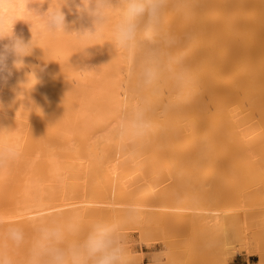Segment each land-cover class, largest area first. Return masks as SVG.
Listing matches in <instances>:
<instances>
[{"label":"bare ground","instance_id":"6f19581e","mask_svg":"<svg viewBox=\"0 0 264 264\" xmlns=\"http://www.w3.org/2000/svg\"><path fill=\"white\" fill-rule=\"evenodd\" d=\"M172 1L173 0H171V2ZM182 1L183 2H181V0H180V2H179V0L178 1L175 0L172 3H170V5H172L175 2L174 5H172V7L170 6V8H172V10H176V9L178 10V7L183 6V9H182V7H180L181 9L179 8L181 10V12H180V10L175 11L176 18H175V15H173V18L176 19L175 20L176 23L173 22L174 20L173 21L169 20L171 18V17H169V14L171 11V9L169 10V8L167 9V12H166L167 14L165 13V17H167V18L164 17L165 18L164 20L165 21L169 20L170 25H172L173 23L176 25H178L179 22L182 23V20H177V19H179V18L183 19V16L187 17V14L188 15L190 14L193 16V14H194V11H193L194 8L193 7L198 5L201 1L202 2V3H200L201 5H198V6H201V8H202L201 9V12H202L201 15L199 13L200 7H198V6H196V7L199 8V10H198L199 14L198 15L202 16V17L197 18V15L195 17V14H194L195 18H193V19H195V23H193V24H192V21H194L193 19L191 20V22H189L190 16L188 18L185 17L183 21H188L186 23L191 24V25H189V27L190 26L195 27L194 30L191 27L189 30L190 31L189 33L192 34L193 32H196V31L206 32L207 35L210 34V37L212 36V38H213V39H211L213 43L209 42V45L214 44V47H213L214 52H209V53L207 52L209 55H210V53H213V55L208 56V57H210V59H206L207 62L213 61L210 64V62L207 63L204 60H202L204 58L203 54H207V53L206 52L204 53L203 49L200 48V47H202L203 44L206 43L204 36H202V35H206V34L203 33L202 35L201 34L198 35L199 37L201 35L202 36L201 41L204 39L203 41L205 42V43L204 42L201 43L202 45H199V43L198 44L195 43L199 47L198 49L202 50L200 52L198 49H196L197 54H198V55L196 54V56L199 57L200 56L199 53H201V54L203 53L202 54L203 58L200 56L202 59L199 58L200 61L198 60V62L200 63L198 65V67H201L203 61L205 63L202 65L201 68H199L200 70L198 69V67H197V69H195L193 71L191 70L192 72L196 71V75L194 73H191L190 74L191 76L189 75V77L193 76L192 78L195 79V76H197V75H199L197 77H200V76L203 77V76H207V75H208V77H210L212 75V76H214V77L211 76L212 81L217 80L218 78L222 81L221 82L222 86H220L221 89L224 88V90H222V92H223L222 97H224V95H228L230 93L229 91H231L232 93L234 92L233 94L231 93L232 94L231 97L229 94L228 99H226L224 97V99L227 100V102L222 100L223 98H221V97H220L221 102H216V100H218L220 94L217 91H215L216 93H214L213 96L217 95V93H218V95L214 96L215 101L214 100L213 101L216 102L215 111L216 110L217 111L215 112V114L213 113L214 117H212V118L210 117V120L209 119L207 120V122H208L207 127L208 128L205 129L206 124L204 126L202 125L206 121V120L204 121V119H207L208 117L203 118V120H202L203 123L201 124V122H200L201 126H199L200 124L197 120H196L197 121L196 123H193V122H195L194 119L192 121L189 120L190 122L188 121L187 124L190 123L192 126H190V124H189L190 128L187 127V129H186L185 127L187 125L182 124L183 126H185L184 127L185 130H184L183 126H181V125L180 126L182 127V129L179 126H178L179 128L176 129V127H174L175 122L172 120V119H174V117H171L170 120H168V121L169 122L172 121L173 124L171 122L169 123L166 119V122L164 124L168 125L167 127H169V128L167 129V127L162 126L163 129L165 128L164 130H166V131L164 132V130H163V132H164L163 134H165V136H163V138L165 137V139L161 138V141H160L161 146L159 143L156 142L157 146L156 145H155V147L152 146L150 149L149 147H150V145L154 144L153 143L154 141L153 142L150 141L152 144H149V146L147 147L148 143L145 144L144 142L148 139L144 138L145 141H144V139L142 141V137H145V136H141V137L129 136L122 130V127H121V122H122L123 118L132 110V106L135 103V100L131 99V101L134 100V103H132V106L130 105L131 104L130 97L132 98L134 95L133 94L134 88L131 90L130 89L131 86H129V85H131V82H132V86H134L135 84H136V87L138 86L137 82L135 83L133 81L135 78L134 76L136 75L135 74L136 68H139V66L137 67V65H140L141 60H142V57L138 56L139 53H133V52H130L128 50L121 49L118 47L115 48L114 44L112 43L113 37H112V33L110 30L105 31L103 39L88 41V43L98 44V45H93V46L87 48L84 52H77L83 46L84 42L77 40V38L74 35L56 34L55 36H53V35H50L47 33L39 34L38 28H34L33 32L36 33V37H35L34 42L38 45V47H35L33 49V54L31 56L25 58V66L23 68H20V69L15 68L12 65V60L10 58L7 62L8 63V70H6L5 73L3 74V79H0V128L7 129V130L0 132V147L11 146L12 148L15 149V151H18L16 149L21 145L20 139H21V136L23 137V135H21V136L19 135L20 137L17 136L18 133L16 134L15 131H17L18 129L16 130L15 127L11 128L12 131L10 130V128H7L9 126L8 125V122H9L8 118L10 117V115L19 114L22 112H23L22 114H25V112H30V113L32 112L33 113V111H34L35 112L34 115L42 116L43 115V109L45 110L44 113L46 112L45 115H48L47 111H50L53 109L52 106H55V104H56L55 102H53L54 96L51 97V95L49 94V96L52 98V102H49V101H51V99L48 96V94L46 93L48 88L45 86L46 88H44L45 89L44 90L41 87H44V85L49 86L51 84L52 80L55 81L56 76L55 77H54V75H53V77L51 76L52 80L50 79L51 77L50 78H48V77L50 75H52L53 73L55 75H57L56 69L58 68V65L56 66L54 64L62 63L63 67H64L62 69H65V70H64V72H62L63 70L61 69L62 73H59L62 76L60 81L62 82L61 85L63 84L62 88L64 90L68 91V92L65 91V93H68V94L70 93V95L69 96L67 95V97H69L68 100H64V102H61V105L64 104L63 108L59 107L62 109L63 113H61V111H60V114H57L56 116H53V114H52L53 117H51V118H54V117L59 118L60 115L62 116L61 118H63L61 120H62V123H64V128L60 125L62 127L61 135L59 136L57 133V136H59V137L63 136L64 139L67 141L66 144L64 143V145L60 146L58 144L59 149L61 147H63L61 149L64 150L63 153L66 156L61 155L63 150L61 151V153L59 150H58L59 152L57 151L55 153L53 151L52 147H51L52 150L50 149L49 144H48L49 141L47 142L45 139L47 144L46 143L44 144V140L42 139L41 141L43 144L42 143L41 144H42V146L45 145V146H43V150H45V151L47 150V151L46 152L43 151L42 147H40L41 149H38L39 147L38 148L36 147L38 149V153L35 152L34 154L39 156V151H41V150H42V152H40L41 156L43 155L44 152L46 153V154L44 153L45 154L44 156L47 155L46 157H44V156L40 157L41 162H42L41 166L38 164L40 159L37 161L38 167H40V168L42 166H44V167L39 169L36 166L37 164H36L35 160H37L39 158L38 157L37 159H35L37 156L34 158L32 157L31 159L27 158L28 159L27 160L24 157H22L21 155L16 154L17 155V156H15L16 159H17V157H19V159L22 157V159H21L22 162L20 161V163H21L20 168H19V164H18L19 163V159H18V163H16L17 165L14 166L15 169L9 170L10 167H13V165H14V162H15V158H14L12 160L13 162L12 161L10 162V163H13L12 165L9 163L5 168L0 169V172H1L0 174L2 175V179L4 177L3 176L4 174H10L11 171H13V172L16 171L19 174L16 176V172H15L14 176H16L17 180H23V179L25 180V178L28 180V181L27 180L24 181V183L23 182L20 183V184H24V185H22L23 187L19 184L20 187H22V188L15 187V192L20 191L22 195L18 192L16 194L14 193L15 195H17V194L21 195V197L15 198L17 200L14 202H17V203H13L14 206H12L13 204L12 205L10 204L9 207L12 206V208H10L12 211L9 209L10 211L7 213V215H6V213L4 214L3 212H1V213H3L4 215H2L0 213V224L2 222H6L7 224H17V225L19 224L20 226L24 227V229H26L25 227L29 226L27 228H29L30 230L31 229L33 230V225L37 222L38 219H45V220H49V219H53V218L60 219L63 217L70 216L73 213H79L80 214V216L82 217L83 224L86 221V218H88L87 216L92 217L91 220L88 219L89 220V222L87 221L88 223L86 222L87 225L92 220H94V218H96V219L102 218L106 221H110L112 219L110 222L113 221L115 223L116 222L118 223L120 221V219L122 220V218H124L125 216L127 217L131 213H134L133 218L142 222V220L140 218V217H142L143 220H146L145 222L147 225V224H151V222L153 221L152 220L153 217L151 215L158 214V213L161 214L162 211H164L165 209H166V211L167 210H173L172 212H174V211L179 212L178 214L173 213L172 214L173 216L174 215L175 216H177V215L178 216H185L187 218V222L189 223L188 227H190L193 230V233H196L197 236L201 235L203 237L204 241L208 244V246L210 248H212V246H213L212 251H211L212 255H214V256H220L221 255V257L224 256V258H225V254H224V252H226L225 251L226 250L225 249V244H226L225 242H227L226 240H228V241L230 240V239H228V237L230 236L229 234H231V232H232L231 235H233V233H236V232H234L235 228L233 226L236 227V225L238 224L237 222L240 219V217L238 219V217L236 218V215L240 211V209L235 208V207H229V206L224 207V208L221 206H213L214 202H212L213 205H211V206H206L205 204L204 205L197 204V205L192 206V207L191 206H179V205L176 206L174 203H172V204H174L172 206H171V204L169 206V203L166 204L167 206H163L161 203H160L161 205L155 204V202L153 203L152 197L155 196V193H156L154 189L153 190L151 189L147 192H144L138 196L137 195L138 192H136L135 188H136V184L145 178L144 176H146L147 174H148L147 176H151L149 174H152V173L154 174V172L156 173V171L152 170V169H155V166L156 167H158L159 165L162 166L163 163L168 162L169 165L171 163H173L171 165H172V167L174 165V168H175V165L181 164L180 160H181V162H182V160L184 162V158L182 156H180V153L182 151H184L183 152V155H184V153H186L185 151L189 152V150L192 151L195 148L196 150L194 149V151L195 152L197 151L196 154H198V155L200 154L201 158L204 156L203 152H205V155L208 153V155L210 154L211 156L206 155L205 157H203L201 159L198 155H196L192 151V153H194L196 155V158H197L196 160L198 161V162L197 161L193 162V164L194 163H197V164L202 163L205 165L206 164L208 165L209 163L212 164V161L215 160V159H213V158H215L214 155L216 154V156H217V154H218L215 150L218 149L219 152H221V150H222V149L220 150V148L216 145V143L218 141H220V143H222V145L224 144V146L221 145V147H223V149L225 150V151H222L221 153H219V155L222 154L223 152L227 155V160L229 161L228 163L231 165V166H229V165L228 166L235 170V171L234 170L233 171L235 172L234 173L235 175L237 173L236 176L240 175V176H243L245 179L261 180L262 182H264V0H196L194 2V3H196V5L194 3L191 4V2H192L191 0H190V3H187L186 2L187 0H182ZM177 2H178V5L181 4L178 7L176 6ZM184 2L187 3V4L185 3L184 5L190 4L192 7L188 5L187 9H185L186 7H184V5L182 4ZM118 6L119 5L117 3V0H113V7L115 8ZM32 7H35V5H32ZM188 7H191L193 9L190 10V8H188ZM47 8H48V4L47 3L43 4L39 9L40 13L42 14L43 12H45L47 10ZM69 8L72 9L71 12L69 11ZM174 8H176V9H174ZM12 10L15 13L16 19H18L16 21V23L14 24L15 35L17 37L22 38L25 42L30 41L32 39V33L30 30V25H29V23H27L23 20H29V19H31V17H29L25 12L24 0H13ZM62 10L65 12L66 21L70 25V27L68 28L69 32L73 31L74 29L80 28L81 24H84V26H89V23L86 19L81 20L78 17V14L75 11L74 5L69 4V6L64 7ZM168 10H169V12H168ZM192 11H193V14H191ZM214 11H216L215 14L212 13ZM177 12L181 16L182 15L183 16L181 17L180 15H177L178 14ZM196 12L197 11L195 9V13ZM203 12H206V14ZM203 14L206 15V17H203L204 16ZM210 14H211V17H215V19L213 18V20H211V24L208 23L209 17H207ZM166 15H168V16H166ZM178 16H180V17H178ZM73 21H75L74 24L72 23ZM164 22H163V24L166 23V22L165 23ZM167 24H165V27H163V25H162L163 29L165 28L164 31H166V32L168 31V29H169V31L171 29V28H169L170 25H169L168 21H167ZM180 24L177 27L175 25V28L180 29V27H184V26H180ZM181 25H183V24H181ZM166 26H168L167 30H166ZM184 28H186V27H184ZM193 35H195V34L193 33ZM195 37H196V35H195ZM181 42H182V44H186V42L188 44V41L185 42L184 40H182ZM190 42L193 44V42L191 40H190ZM7 43H8L7 40L0 42V47H2L3 44H7ZM196 45H195V47H193V45H191L190 49L192 47V49L195 50V48L197 47ZM185 46H187V45H185ZM192 49L189 51L187 50L185 54H189V53L191 54L192 53L190 57L193 60L195 55L193 56L194 50H192ZM172 50H173V48H172ZM196 50H195V52H196ZM168 51H169V49H168ZM173 51H175V49ZM198 51H199V53H198ZM166 52H164V53H166ZM174 53H172V54H174ZM162 55H163V53H162ZM168 56H169V54H168ZM186 56H187L186 59L189 62V60H191V59H190L189 55H186ZM213 57L215 58V60H216V57H218L217 58V63L219 65L218 71H217L216 64H214V63H216V61L211 60V59H214ZM138 59H140V61ZM44 61H46L48 64L44 63ZM36 63H38V64H36ZM163 63H165V62H163ZM166 63H167V61H166ZM35 64H36V66H35ZM62 64H61V66H62ZM184 64H186V62H184ZM38 65H40V66H38ZM213 65L215 67H213ZM211 66L213 69V72H211L212 74L210 73V70H209L211 68ZM166 67H167V65H166ZM220 67H221V69H220ZM215 68H216V70H214ZM219 70H221V71H219ZM167 71H168V69H167ZM214 71L217 74L214 73ZM33 73L35 74V77H36L38 82L35 80L33 75H29V74H33ZM192 74H194V75H192ZM138 76H136V77L138 78ZM161 77H165V76H161ZM202 77H201V79H202ZM212 78H214V79H212ZM27 79H28V83L22 84V83L26 82ZM204 79L205 78L203 77V80ZM206 79H207V77H206ZM189 80H192V79L190 78ZM195 80L198 81L197 78ZM195 80H192L195 85H197L196 83H198V84L200 83V80H199V82H195ZM211 80L209 79L208 81L212 85V82H210ZM60 81L58 83H60ZM159 81H157V84ZM192 81L191 82L189 81V84L187 82L188 85H186V84L183 85V88H185L186 86L191 87L190 89H189V87L185 88L186 90H189V93L191 92L190 90H192V86H193V89H195L197 87L196 92L203 90L202 88H198V86L194 87V84L191 85ZM55 82H57V81H55ZM201 82H202V80H201ZM204 82H202V84ZM217 82H218V80H217ZM217 82H216V84H218ZM133 83H135V84L133 85ZM205 83H204V85L207 84V83L206 84ZM222 83H224V84L228 83V84H225L223 87ZM229 83L231 85H229ZM202 84H200V85H202ZM226 85H229V86H226ZM37 86H38V88L39 87L40 88L39 89L36 88ZM207 86H208V84H207ZM213 86H217V85H213ZM177 87H179V86H177ZM209 87L213 89L212 86H209ZM225 87L227 89L229 88V90H227ZM35 88L38 89L39 93H41L40 89L41 90L43 89L42 91H44L43 93H45L44 96H42L43 95L42 93L39 95L38 91ZM139 88H141V87H139ZM166 88H167V86H166ZM215 88L216 87H214V89ZM70 89H72V92H70L71 91ZM179 89L180 88H178L177 90H179ZM185 89H183V90H185ZM206 89L208 90L207 87H205V90ZM73 90H76V91H73ZM130 90L132 91L133 95L130 93ZM59 91L57 92L56 95H59L58 94ZM141 91L144 92V89ZM180 91H181V89H180ZM224 91H227V93ZM51 92L52 91L50 90V93ZM61 92H63V91H61ZM61 92H60V94H61ZM136 92H139V91H136ZM208 92L213 93L211 91V89H210V91L208 90ZM189 93H188V91L186 93H184V94H187L189 97L188 98L187 96L184 95L185 98L186 99L188 98L191 101L193 100V102H194L195 97L190 94L192 96L191 98H193V99H190ZM161 94H162V92H161ZM179 94H181V93H178V95ZM173 95H174V93H173ZM203 95L204 94H202V96ZM139 96H141V95H139ZM63 97L65 99H67L64 95H63ZM143 97L146 98V95L143 94ZM180 97H182V95L179 96V98ZM214 97H213V99H214ZM54 98L56 100V97H54ZM168 98L169 97H167L166 100H168ZM60 99L62 100L61 97H60ZM177 99H178V97H177ZM182 99H184V98L182 97L181 99H179V101H181V102L184 101ZM47 100L49 103L46 102ZM160 100H161V97H160ZM175 100L176 99H174V100L171 99V101L170 100L169 101L172 103ZM169 101H167L168 104H170ZM223 101L225 103H222ZM160 102L162 103V100ZM50 103L51 104L54 103V105H51ZM58 103H59V101H57V104ZM49 104L51 107L48 106ZM175 104H177V102ZM160 105H162V104H160ZM172 105H170V106H172ZM199 105L200 104H198V106ZM233 105H235V106H233ZM134 106H135V104H134ZM44 107H46V109ZM152 107H153V105H152ZM55 108H57V107H55ZM156 108L157 107H155V109ZM172 108L174 110L177 108V111L182 110L180 105L178 107L176 105V108H175V106H173ZM173 109H170V111H172ZM162 110H163V108H162ZM57 111L59 112L58 109H57ZM152 112L149 111V113H150L149 116L152 120V124L156 127L158 125L156 123L159 122V121L157 122L156 119L158 118V116L161 113L158 114V113L154 112V114L155 113L158 114V116L156 118V114L155 115L151 114ZM165 113H166V111H165ZM26 114H29V113H26ZM49 114H50V112H49ZM171 114H172V112H171ZM20 116L22 117V115H20ZM208 116H210V114ZM15 117H16V115H15ZM25 117H27V116H25ZM25 117H23V119ZM36 117H37L36 118L37 121L39 122V120H38L39 117L38 116H36ZM19 119H21V118H19ZM26 119H28V118H26ZM176 119H178V117ZM176 119H174V120L176 121ZM54 120H55V118H54ZM49 121H50V119H49ZM155 121H156V123H155ZM32 122L33 121H31V123ZM178 122L181 123L179 120H178ZM178 122L176 125H179ZM18 124H19V122H18ZM39 124H41V123H39ZM195 124H199V125L196 126ZM10 125H12V124H10ZM14 125L15 124H13V126ZM41 125H43V124H41ZM47 125H48V123H47ZM15 126L18 127L17 125H15ZM198 126L200 128L202 127L201 128L202 130L199 129ZM9 127H12V126H9ZM155 127H153V128H155ZM170 127H171V129H170ZM55 128H59V127H55ZM55 128H54V130H55ZM157 128L159 129V127H157ZM169 129H170V131H172L174 129L176 131H174V132L172 131L170 133V131L168 132ZM179 129H181L183 131L180 132ZM204 129L207 130L205 133H204ZM56 130H58V129H56ZM59 130H61V129H59ZM63 130H64V134L62 135ZM151 130H153V129H151ZM199 130H201V131L199 132ZM154 131H151V132H154ZM17 132H19V134H20L21 131H17ZM151 132H149V133H151ZM21 133H23V132H21ZM47 133H49V132H47ZM199 133H201L202 136L199 135ZM54 134H56V133H54ZM52 135H53V133H52ZM151 135H149V136H151ZM157 135H158V133H157ZM198 135L200 136L199 138L202 137V139L204 141L201 140L200 142H198L200 140L198 138ZM32 136H34V135H32ZM40 136H41V134H40ZM34 137H36V136H34ZM29 138H30V136H29ZM51 138H54V136ZM197 138H198V140H197ZM64 139H61V140L65 141ZM149 140H150V138H149ZM38 141L39 140H37V142ZM58 142H59V140H58ZM73 142H75V143L77 142L74 147L77 146L78 142L80 143L81 147L77 146L76 148H73L74 144H71V147H70L69 144L73 143ZM176 142H179V143L181 142V143L177 144ZM136 143L138 145L141 143L142 146L141 145L137 146V148L140 147L137 149L135 146V145H137ZM197 143L200 146H202L201 144L204 143L205 144V145H203L204 147L207 144L206 147H208V148L205 150V149H203L204 148L203 146L201 148L200 146L197 145ZM38 144L41 146L40 142H38ZM50 144L54 145V147L55 146L57 147V145H55L54 143L50 142ZM175 144H177V145H175ZM194 144H196V145H194ZM214 144L216 146H214ZM36 145H37V143H36ZM84 145H85V147L83 149ZM143 145H145L146 147ZM30 146H32V145H30ZM163 147H165V148H163ZM167 147L173 149L174 152H171V150H170V152H166V151H168ZM34 148H32V149L35 150L36 148L35 149ZM65 148H68V149H65ZM71 148L76 150L75 151L72 149L73 151H75L74 155H73V151L72 150H71L72 152L70 151ZM79 148L81 149V151L82 150H88V151H87V153H85V151H84V155H83V151L81 152L82 153L81 154L79 152V150H80ZM147 148L149 150H147ZM30 149L31 148H29V150ZM135 149H137V150H135ZM164 149H167V150L164 151ZM209 149H210V152H211V150H212V152L214 150L215 154H213V153L211 154L209 152L206 153V151H208ZM50 150H51V154L49 156L48 154L50 153L49 152ZM68 150L75 157L74 160L77 159V161L75 163L69 162V164H67V167L64 165L65 167L63 168L62 167V164H63L62 161H64V160L71 161V160H68V158L69 159L74 158L73 156L72 157L70 156L71 154H70V152H67ZM199 150H201L203 152L201 153V151H199ZM32 151H31V153H33ZM134 152H136V153L134 154ZM67 153H69V154L67 155ZM52 154L56 157V159L54 156L51 157ZM79 154H81L83 156H80ZM194 154H192V155H194ZM225 154H223V156ZM25 155H27V154H25ZM57 155L58 156L61 155L62 157L57 159ZM144 155H146L145 158H144ZM181 155H182V153H181ZM201 155H203V156H201ZM226 155H225V157H226ZM28 156H30V155H28ZM82 157L85 159V160L83 159L85 162L82 161L83 166L81 165L80 168L82 169V167H83V170H82L83 172L86 168L85 175L82 172L84 175V180L90 179V182L92 181V187H90L91 183L86 180L87 185H85V188L87 186L89 191H86L87 188L86 189L84 188L85 190H83L82 192L79 191V193H77V192L75 193L74 191H76V190H74V191L72 190L73 191V193H72L71 190L68 191L69 187L66 188L64 185L61 184L62 180H64L65 177L66 178L69 177V176L67 177L64 175V174L67 175V172L64 173V170H65V168H68V166H70L69 169H71V166L74 167L73 164L76 165L78 161H81ZM210 157H212V159H210ZM42 158L46 159L48 161L47 166L45 165L46 160H44V162H43ZM23 159L26 163L25 165H22V164H24ZM33 159H35V160L33 161ZM74 160L72 159V161H74ZM219 160L220 159H218V161ZM222 160H224V158ZM16 162H17V160H16ZM27 162H29V163H27ZM65 162L66 161H64V163ZM219 162H221V160ZM33 163H35L36 165ZM70 163H73V164H70ZM217 163L218 162H216V164ZM79 164H82V163L79 162ZM79 164H77V165H79ZM211 164H210V166H211ZM216 164L213 162L212 165H216ZM147 165H149V166L147 167ZM21 166H23L22 169H21ZM84 166H85V168H84ZM181 166H182V164H181ZM26 167H28V168L30 167V169L28 170V169H26ZM148 168L149 169L151 168V170H149V173H146V175H145V172H147L146 170ZM158 168H160V167H158ZM18 169L23 170V172L21 173ZM35 169L36 170L38 169L37 172L35 171ZM81 169H78L79 172L81 171ZM8 170L10 172L6 173V171H8ZM26 170H28L29 172H27ZM179 171H181V170H179ZM32 172H33V176L31 175L32 177H30V174ZM34 172H36V173H34ZM20 174H21V176L24 175L25 178L20 177ZM1 175H0V177H1ZM10 175H7V176H10ZM26 175H28V176L26 177ZM77 176H78V174H77ZM79 177H83V176H79ZM79 177H77V178L75 177V178L78 179ZM4 178H6V177H4ZM7 178L12 179L11 177H7ZM7 178H6V180H7ZM81 179L83 180V178H81ZM0 181H1V179H0ZM58 181H59V183H58ZM82 182L81 183L79 182V184H81V186L83 184ZM14 183H16V182H14ZM59 184L62 185L63 189H61V188L58 189V187L61 186ZM64 184H66V183H64ZM55 185H57L56 189H55ZM64 187L67 190H65ZM0 188H3V187H1V185H0ZM10 188H11V186H10ZM16 188H17V191H16ZM19 189H21V190H19ZM9 190H11V189H9ZM13 191H14V189H13ZM238 191H240V190H238ZM10 192H9V194H10ZM237 193H238V195L240 194L239 192L235 193L234 196H236V197L233 198V199H235L234 201L237 200L236 199L238 197ZM2 195H3V193H2ZM4 195H6V194H4ZM196 195H198V194L196 193ZM240 195H241L240 199H242L243 194H240ZM8 198H7V200H8ZM4 199H5V197H4ZM238 199H239V197H238ZM7 200H3V201L1 200L2 203L4 202V204L0 203L2 205V207L0 205V210L4 207L5 204L7 205V203H5V202H7ZM201 202H203V201H201ZM162 203H164V202H162ZM177 203H178V201H177ZM192 203H193V201H192ZM198 203H200V202H198ZM212 203H210V204H212ZM215 204H217V203H215ZM261 204H264V203H261ZM123 211H127V212H123ZM4 212H6V211H4ZM170 212H168V213L166 212V213L169 214ZM262 214H264V213H262ZM170 215H171V213H170ZM262 216H264V215H262ZM151 217H152V219H151ZM149 219H151V221H150V223H147V221ZM155 219H157V218H155ZM116 220H118V221H116ZM158 222H159V220H158ZM6 223H2V224H6ZM6 226H8V225H6ZM83 227H84V225H83ZM145 228L146 227H144V229ZM1 229H3V228H1ZM236 229H237V227H236ZM191 231H190V233L192 234ZM0 232H2V230ZM29 233L31 235V237H30V235H29V237L32 238V236L34 235V232L29 231ZM193 235H195V234H193ZM226 237H227V239H226ZM232 237H234V236H232ZM197 238H199V237H197ZM202 240H200V241L202 242ZM26 249H27V244L21 246L20 248H15V247L10 246L9 247V253H10V255L14 256L13 258L17 259L19 257L22 258V256H23V259H25L24 256L26 254ZM20 258H19V260H20ZM17 260H15V261L17 263H19V260L18 261ZM21 260H20L19 264H24V260H22V262H21ZM218 262L220 264H224L223 260L221 262L220 261H218Z\"/></svg>","mask_w":264,"mask_h":264},{"label":"rangeland","instance_id":"374dc122","mask_svg":"<svg viewBox=\"0 0 264 264\" xmlns=\"http://www.w3.org/2000/svg\"><path fill=\"white\" fill-rule=\"evenodd\" d=\"M173 1H175V0H173ZM172 1V2H173ZM178 1V0H177ZM192 2H191V4L192 3H194L196 0H191ZM171 2V3H172ZM179 2H180V0H179ZM181 2H183L182 0H181ZM187 3H190V0L188 1H186ZM186 2H184V3H182L183 5L186 3ZM175 3V2H174ZM174 3L172 4V5H174ZM186 3V4H187ZM198 3V2H197ZM200 3H202L201 1H200ZM198 4V5H201V4ZM195 5H196V3H194ZM172 5H170L171 7H172ZM181 5V4H180ZM180 5H178V2H177V4H176V6L178 7V6H180ZM189 6H191L190 4H188ZM188 5H184V7H186L185 9H187V6ZM198 5H196V6H198ZM170 6H169V10L171 9V11H170V14H169V17H171L169 20H171V21H173L174 23H176V19H174L173 18V15H175V11L177 10L176 8H174V9H176V10H172V8H170ZM193 7V8H191V7H188V8H190V10H192L193 9V11H194V14H195V17H196V15H197V18L198 17H202V16H199L198 14L200 13V15L202 14V12H201V6H198V7H200V11H199V13H198V10H199V8L198 7ZM180 7H182V9H183V6H180ZM180 7H178V10H180L181 8ZM180 8V9H179ZM195 9H196V13H195ZM169 10H168V12H169ZM177 10V11H178ZM187 11V10H186ZM193 11H192V13L191 14H193ZM167 12V11H166ZM180 12H181V10H180ZM178 13V12H177ZM203 13H205L206 14V12H203ZM212 13H216V11H214V12H212ZM167 14V13H166ZM172 14V15H171ZM194 14H193V16L192 15H188L187 14V17L186 18H188L189 16H190V19H189V22H191V20L193 19V18H195L194 17ZM177 15H180L179 13L177 14ZM204 15V14H203ZM213 15V14H212ZM166 16H168V15H166ZM181 16V15H180ZM180 16H178V17H180ZM183 16V15H182ZM181 16V17H182ZM184 16H183V19L181 18H179V19H177V20H182V23L181 22H179V24L181 23V24H183V25H181L180 24V26H184V27H186V28H184V27H180V29L179 28H175V25L176 24H172V25H170V21L169 20H167L168 22H169V28H173L172 30L170 29V31H169V29H168V26H166V30L168 29V33H171V34H173V35H176V36H181V37H183L184 36V34H186V33H189L190 31V28L192 27V26H190L189 27V25H191L190 23H186V22H188V21H183L184 20V18H185ZM203 17H206V15H204ZM207 17H209V19H208V23H210L211 24V20H213V18L215 19V17H211V14L209 15V16H207ZM165 18H167V17H165ZM164 18V19H165ZM173 18V19H172ZM175 18H176V15H175ZM211 18V19H210ZM188 20V19H187ZM194 21H192V24L193 23H195V19H193ZM207 20V19H206ZM165 21V20H164ZM163 21V22H164ZM167 21H165L164 23L165 24H167ZM185 22V23H184ZM172 23V22H171ZM165 24H163V27H165ZM178 24V25H179ZM185 24V25H184ZM187 24V25H186ZM168 25V24H167ZM178 25H176V27L178 26ZM189 27V28H188ZM193 28V30L195 29V27L193 26L192 27ZM165 29V28H164ZM163 29V30H164ZM183 30V31H182ZM192 30V29H191ZM188 31V32H187ZM166 32V31H165ZM178 32V33H177ZM193 32V31H192ZM193 33L196 35V37H195V35H193ZM192 33V35H193V39L191 40L192 42H193V44L190 42V41H188V44H187V42H186V44H182V42H181V44H179L178 46H175V47H173V50L175 49V51H173L172 50V48L171 49H169V51H168V48H164V46L162 45V44H159L158 46H159V48L161 49V59H162V61L163 62H165L164 63V65H165V69L166 70H164L163 72H162V75L161 76H165V77H160V81L158 82V84L156 83L151 89H144V92L143 91H141V90H143V88H139V73L138 72H140L139 70V68H140V65H141V63H140V65H137V67L139 66V68H136V71H135V78H134V81L133 82H137V84H138V86L136 87V84L135 83H133V85L134 86H132V82H131V85H129V86H131L130 87V89L132 90L133 88V94H132V91L130 90V93L133 95V97L131 98L130 97V101H131V99H134L135 100V103H134V100H132L131 101V106H132V103H134L135 104V106H137V105H140V106H145V107H147L148 108V110L150 111V112H152L151 114H154V112H156V113H161L159 116H158V114H156V118H157V116H158V118L156 119V121L158 122V123H156V121H155V123L156 124H158L156 127L153 125L152 126V129L153 130H151V131H154V132H151V133H148L147 134V136L145 135V137H142V141H143V139L145 138V139H148V140H146L145 141V139H144V143L145 144H147V147L149 146V144H152L151 142H153L154 144L153 145H150V149H151V147L152 146H154L155 147V145L157 146V144H156V142L157 143H161L160 141H161V138L162 139H165V137L163 138V136H165V134H163L166 130H164L163 129V127H167L168 125H165L164 123L166 122V119H167V121L168 120H170V118L171 117H174V119H176L177 117H178V119H176V121L174 120V119H172L175 123H174V127H176V129H178L179 127H181V126H183L182 124H185V125H187L186 127L185 126H183V128L185 127L186 129H187V127H189L190 128V126H192L190 123V126H189V124H187L188 123V121L189 120H195V122H193V123H196L197 121L199 122V124H200V122H201V124L203 123V118L204 117H208L207 119H204V121H205V123L204 124H202L203 126L206 124V127H205V129L206 128H208L207 127V125H208V122H207V120L209 119L210 120V117L212 118V117H214L213 115L215 114V112L217 111H215V109H216V102H221V100H220V97L221 98H223L222 100H224V101H226L227 102V100H225L224 99V97L226 98V99H228L229 98V94H230V97L232 96V94L234 93H232L231 91H229L230 93L228 94V95H224V97H222V90H224V88L223 89H221L220 88V86H222L221 85V80L218 78L217 80H218V82H217V80H214V81H212L211 80V76L210 77H208V75L207 76H203L205 79L203 80V77L202 76H200V77H197V76H199V75H197V76H195V79L197 78V80L198 81H196L194 78H192V77H189V79L191 78L192 80H195V82H199V80H200V83L198 84V83H196L197 85H195L194 84V82L192 81V80H189L190 82L192 81V84L191 85H193L194 84V87L195 86H198V88H202L203 90L201 91H199V92H196L197 91V87L195 88V89H193V86H192V90H190L191 92L189 93V90H186L185 88H188L189 86H186L185 88H183V86H179V87H177V85H176V83H175V81L173 80V78H172V74H171V72L169 73L168 71H167V69H168V67H166V65H167V63H166V61L168 62V54L169 55H177V54H179V53H182L183 54V62H186V64H184V66H185V68H186V70H187V72H188V74L190 75L191 73H194L195 75H196V71L195 72H192L193 70H195V69H197V67H198V65L200 64L199 62H198V60H199V58H201L202 57V54L201 53H199V51L201 52L202 50H200V49H198L199 47L196 45V44H198L199 43V45H202L201 43H203L204 41V39H205V44H203L202 45V47H200V48H202L203 49V52L205 53H209V52H214V44H210L209 45V42L211 43L212 42V40L211 39H213L212 38V36L210 37V34L209 35H207V33L206 32H199V31H196V32H193ZM206 34V35H202V34ZM199 34H201L202 36H204V39L201 41V35H200V37L198 36ZM196 40V41H195ZM195 41V42H194ZM191 44H190V43ZM208 42V43H207ZM196 43V44H195ZM213 43V42H212ZM185 45H187V46H185ZM191 45H193V47H195V45L197 46L196 48H195V50L196 49H198L199 51H198V53H199V55L201 56H196V54H197V50H196V52H195V50L194 49H192V47H191V49L192 50H194V54H193V56H194V61L191 59V54L189 53V54H185L186 53V51L188 50H191L190 49V46ZM180 47V48H179ZM164 48V49H163ZM167 49V50H166ZM185 49V50H184ZM167 51V52H166ZM171 51V52H170ZM182 51V52H181ZM164 52H166V53H164ZM175 52V53H174ZM191 52V51H190ZM162 53H163V55H162ZM172 53H174V54H172ZM203 54L204 56V58L202 59V60H204L205 62H207L206 61V59H210V57H208V56H210V55H213V53H210V55L209 54ZM165 54V55H164ZM186 55H189V57H190V59L191 60H189V62L187 61V59H186ZM198 55V54H197ZM138 56H140L139 54H138ZM216 56V55H215ZM141 57V56H140ZM139 57V58H140ZM165 57V58H164ZM167 57V58H166ZM188 57V58H189ZM198 57V58H197ZM164 58V59H163ZM214 58V57H213ZM217 58L218 57H216V60H215V58L214 59H211V60H215L216 61V63H214V64H216V66H217V71H218V67H219V65H218V63H217ZM139 61H140V59H138ZM166 60V61H165ZM200 61V60H199ZM203 61V63H202V65L205 63ZM141 62H142V60H141ZM210 62V64L213 62H211V61H209ZM209 62H207V63H209ZM44 63H46V64H48L46 61H44ZM139 63V62H138ZM36 64H38V63H36ZM36 64H35V66H36ZM50 64V63H49ZM61 64L62 63H59V64H54V65H58V70L56 69V71H57V75H55L54 73L52 74V75H50L48 78H50L51 76L53 77V75H54V77H55V81H57V82H55V81H53L52 80V77L50 78L51 80H52V82H51V84L48 86V85H44V87H41V88H48L47 89V94H48V96H49V94L51 95V97L52 96H54V97H56V100H55V98L53 97V102H55L56 104H55V106H52V110H50V111H47V114L48 115H45V113H44V109H43V115L45 116H43L41 113V115L42 116H40V115H34L35 114V112L33 111V113L31 112H25V114H22V113H19V114H12V115H10V117L8 118V121L10 122H8V125L9 126H12V127H9L8 125V127L7 128H10V130L12 131V129L11 128H13V127H15L16 128V130L17 131H21V132H23V133H21L20 132V134H19V132H17V131H15L16 132V134L18 133V135L17 136H21V135H23V137L21 136V145L16 149V150H18V151H16L17 153V155L19 154V155H21L22 157H24L25 159H31L32 157L34 158V157H36L37 155L36 154H34L35 152H37L38 153V149H41L40 147H42V150H43V146H45V145H43L42 146V139L44 140V144L46 143V141L48 142V144H49V147H50V149H51V147H52V149H53V151L56 153L58 150L60 151V153H61V151L63 150V149H61V148H63V147H61L60 149L58 148V144L61 146V145H64V143L66 144V140L64 139V137L62 136V137H59L60 135H61V131H62V127L64 128V123H62V120L61 119H63V118H61L62 116L60 115L59 116V118H57V117H54L55 118V120H54V118H51V117H53V116H56L57 114H60V111H61V113H63L62 112V109L61 108H63V105H61V102H64V100H68V98L69 97H67V95L69 96L70 95V93L68 94V93H65V91L66 90H64L63 88H62V85H61V81H60V79H61V75L59 74V73H62V72H64V70L65 69H62V68H64L63 67V64H62V66H61ZM60 65V66H59ZM202 65H201V67H202ZM38 66H40V65H38ZM201 67H198V69L199 68H201ZM213 67H215L214 65H213ZM40 68V67H39ZM190 68V69H189ZM61 69L63 70L62 72H61ZM212 69V66H211V68L209 69L210 70V73L211 72H213V69ZM220 69H221V67H220ZM138 70V71H137ZM192 70V71H191ZM200 70V69H199ZM214 70H216V68L214 69ZM59 71V72H58ZM198 71V70H197ZM219 71H221V70H219ZM66 72V71H65ZM166 74H165V73ZM190 72V73H189ZM56 73V72H55ZM168 73V74H167ZM214 73H216L215 71H214ZM223 73V72H222ZM194 74H192V75H194ZM212 74V73H211ZM217 74V73H216ZM60 78H59V77ZM136 76H138V78L136 77ZM191 76V75H190ZM201 77H202V79H201ZM206 77H207V79H206ZM212 77H214V76H212ZM200 78V79H199ZM211 80L210 82H212V85H211V83H209V81L208 80ZM212 79H214V78H212ZM50 80V81H51ZM172 80V81H171ZM201 80H202V82H206L207 84H208V86H207V84L206 85H204V83L202 84V82H201ZM60 81V83H58ZM189 81H188V84H189ZM208 81V82H207ZM216 82L218 83V84H216ZM232 82V81H231ZM160 83V84H159ZM164 84V85H163ZM175 86H174V85ZM187 83H186V85H188ZM200 84H202V85H200ZM223 84V87H224V85L225 84H228V83H222ZM42 85V84H41ZM40 85V86H41ZM200 85V86H199ZM204 85V86H203ZM213 85H217V86H213ZM229 85H231L230 83H229ZM229 85H226V86H229ZM46 86V87H45ZM166 86H167V88H166ZM209 86H212L213 87V89L212 88H210ZM219 86V87H218ZM162 87V88H161ZM182 87V88H181ZM204 87V88H203ZM205 87H207L208 88V90L210 91V89H211V91L213 92V93H211V92H208V90L206 89L205 90ZM214 87H216L215 89H214ZM36 88H38V86L36 87ZM35 88V89H36ZM40 88V87H39ZM38 88V89H39ZM50 88V89H49ZM61 88V89H60ZM155 88V89H154ZM159 88V89H158ZM178 88H180L181 89V91H180V89L179 90H177ZM191 87H189V89H190ZM226 88V87H225ZM38 89H36L37 91H38ZM42 89V90H43ZM60 91H59V90ZM136 89V90H135ZM154 89V90H153ZM183 89H185V90H183ZM227 89V88H226ZM41 89H40V91H41V93L43 94L42 96H44V94L45 93H43L44 91H42ZM45 90V89H44ZM49 90V91H48ZM50 90L52 91L51 93H50ZM71 91L70 92H72V89H70ZM78 90V89H77ZM151 90V91H150ZM183 90V91H182ZM199 90V89H198ZM214 90V91H213ZM227 90H229V88L227 89ZM59 91V95H56L57 94V92ZM61 91H63V92H61ZM73 91H76V90H73ZM136 91H139V92H136ZM180 91V92H179ZM188 91V93H189V95L191 94L192 96H194L195 97V101L193 102V100L191 101V100H189L188 98V95L187 94H184V93H186ZM215 91H217L219 94H220V96H219V98H218V100H216V102H214L215 101V97L214 96H217L218 95V93H217V95H214L213 96V94L214 93H216ZM35 92V91H34ZM60 92H61V94H60ZM66 92H68V91H66ZM149 94H148V93ZM161 92H162V94H161ZM172 92V93H171ZM224 92H226L227 93V91H224ZM38 93H39V91H38ZM37 93V94H38ZM41 93H39V95L41 94ZM169 95H168V94ZM173 93H174V95H173ZM178 93H181V94H179L178 95ZM206 93V94H205ZM232 93V94H231ZM46 94V95H47ZM143 94L144 95H146V98H144L143 97ZM202 94H204L203 96H202ZM225 94V93H224ZM61 95V96H60ZM63 95L67 98V99H65L64 97H63ZM139 95H141V96H139ZM153 97H152V96ZM182 95V97L184 98V99H182V100H184V101H179V99H181L182 97H180L179 98V96H181ZM187 96L188 98L186 99L185 98V96ZM190 95V99H193V98H191L192 96ZM58 96V97H57ZM62 98V100L60 99V97ZM148 96V97H147ZM207 96V97H206ZM228 96V97H227ZM50 97V96H49ZM50 97V99H51V101H49V102H52V98ZM143 97V98H142ZM160 97H161V100H162V103L160 102L161 100H160ZM167 97H169L168 98V100H166L167 99ZM176 97V98H175ZM177 97H178V99H177ZM202 97V98H201ZM213 97H214V99H213ZM58 98V99H57ZM49 99V100H50ZM171 99H176L174 102H170L171 101ZM165 100V101H164ZM170 100V101H169ZM214 100V101H213ZM57 101H59V105L57 104ZM154 101V102H153ZM167 101H169L170 102V104H168V102ZM190 101V102H189ZM222 102V103H225V102ZM47 103H49L48 102V100L46 101ZM144 102V103H143ZM177 102V104H175ZM180 102V103H179ZM212 102V103H211ZM143 103V104H142ZM147 103V104H146ZM182 103V104H181ZM203 103V104H202ZM51 104V103H50ZM50 104L48 105L49 107H51L50 106ZM134 104H133V106H134ZM155 104V105H154ZM160 104H162V105H160ZM173 104V105H172ZM185 104V105H184ZM198 104H200L199 106H198ZM51 105H54V103H52ZM152 105H153V107H152ZM159 105V106H158ZM170 105H172V106H170ZM176 105H177V107L180 105L181 106V109L182 110H180V111H177V108H176ZM236 105V104H235ZM235 105H233V106H235ZM130 106V107H131ZM132 106V109L135 107H133ZM163 106V107H162ZM167 106V107H166ZM173 106H175V110L172 108ZM211 106V107H210ZM55 107H57V108H55ZM59 107H61V108H59ZM155 107H157L156 109H155ZM184 109H183V108ZM201 107V108H200ZM215 107V108H214ZM45 109H46V107H44ZM161 108V109H160ZM162 108H163V110H162ZM214 108V109H213ZM57 109L59 110V112L57 111ZM169 109V110H168ZM170 109H173L172 111H170ZM180 109V108H179ZM211 109V110H210ZM168 110V111H167ZM57 111V112H56ZM64 111V110H63ZM164 111V112H163ZM165 111H166V113H165ZM174 111V112H173ZM194 111V112H193ZM208 111V112H207ZM42 112V111H41ZM49 112H50V114H49ZM171 112H172V114H171ZM184 112V113H183ZM26 113H29V114H26ZM56 113V114H55ZM163 113V114H162ZM186 113V114H185ZM195 113V114H194ZM202 113V114H201ZM204 113V114H203ZM214 113V114H213ZM52 114H53V116H52ZM150 114V113H149ZM154 114V115H155ZM180 114V115H179ZM210 114V116H208ZM15 115H16V117H15ZM20 115H22V117L20 116ZM31 115V116H30ZM175 115V116H174ZM187 115V116H186ZM198 115V116H197ZM18 116V117H17ZM25 116H27V117H25ZM30 116V117H29ZM36 116H38L39 117V122L37 121V117ZM49 116V117H48ZM23 117H25L24 119H23ZM161 117V118H160ZM19 118H21V119H19ZM26 118H28V119H26ZM34 118V119H33ZM46 118V119H45ZM190 118V119H189ZM17 119V120H16ZM49 119H50V121H49ZM53 119V120H52ZM58 119V120H57ZM21 120V121H20ZM33 121L32 123H31V121ZM42 122H41V121ZM48 120V121H47ZM178 120L181 122L182 120V122L181 123H179L178 122ZM185 120V121H184ZM197 120V121H196ZM55 121V122H54ZM59 121V122H58ZM187 121V122H186ZM18 122H19V124H18ZM53 122V123H52ZM169 122V121H168ZM171 123H172V121H170ZM169 122V123H170ZM177 122H178V124L179 125H176L177 124ZM185 122V123H184ZM190 122V121H189ZM39 123H41V124H43V125H41V124H39ZM45 123V124H44ZM47 123H48V125H47ZM59 123V124H58ZM154 123V124H155ZM192 123V124H193ZM10 124H12V125H10ZM13 124H15V125H17L18 127H16L15 125L13 126ZM52 124V125H51ZM57 124V125H56ZM155 124V125H156ZM173 124V123H172ZM199 124H195L196 126L197 125H199ZM201 124L199 125V126H201ZM62 127H61V126ZM181 125V126H180ZM194 125V124H193ZM55 126V127H59V128H55V130H54V128L53 127ZM163 126V127H162ZM179 126V127H178ZM198 126V128L199 129H201L200 127ZM51 127V128H50ZM153 127H155V128H153ZM157 127H159V129L157 128ZM172 127V126H171ZM171 127H170V129H171ZM169 127H167V129H168ZM185 128H184V130H185ZM188 128V129H189ZM204 128V127H203ZM44 129V130H43ZM48 129V130H47ZM56 129H58V130H56ZM59 129H61V130H59ZM170 129L168 130V132L170 131ZM173 129V128H172ZM181 129H182V127H181ZM181 129H179L180 130V132L181 131H183V130H181ZM204 129V133L207 131V130H205ZM15 130V129H14ZM157 130V131H156ZM163 130H164V132H163ZM202 130V129H201ZM201 130H199V132L201 131ZM44 131V132H43ZM49 132V133H47V132ZM173 132L174 131H176L175 129L174 130H172ZM172 131H170V133L172 132ZM14 132V131H13ZM60 132V133H59ZM158 133V135H157V133ZM203 132V131H202ZM33 133V134H32ZM51 133V134H50ZM52 133H53V135H52ZM54 133H56V134H54ZM57 133H58V135L59 136H57ZM153 133V134H152ZM37 134V135H36ZM40 134H41V136H40ZM43 134V135H42ZM64 134V130H63V133H62V135ZM152 134V135H151ZM32 135H34V136H36V137H34V136H32ZM149 135H151V136H149ZM167 135V134H166ZM199 135H201V133H199ZM198 135V138L200 137ZM19 136V137H20ZM29 136H30V138H29ZM53 137L54 136V138H51V137ZM157 136V137H156ZM202 136V135H201ZM28 139H27V138ZM35 139H34V138ZM47 137V138H46ZM152 137V138H151ZM51 138V139H50ZM60 138V139H59ZM149 138H150V140H149ZM156 138V139H155ZM198 138H197V140H198ZM25 139V140H24ZM34 139V140H33ZM45 139H46V141H45ZM57 139V140H56ZM61 139H64L65 141H63V140H61ZM152 139V140H151ZM200 140L198 141V142H200L201 140L202 141H204L203 139H202V137L201 138H199ZM220 139V138H219ZM28 140V141H27ZM37 140H39L38 142H40V144H41V146L38 144V142H37ZM52 140V141H51ZM58 140H59V142H58ZM61 140V141H60ZM27 141V142H26ZM32 141V142H31ZM55 141V142H54ZM141 141V142H142ZM151 141V142H150ZM165 141V140H164ZM163 141V142H164ZM50 142L51 143H54L55 145H57V147L55 146L54 147V145H51L50 144ZM63 142V143H62ZM197 142V141H196ZM23 143V144H22ZM35 143V144H34ZM36 143H37V145H36ZM62 143V144H61ZM77 143V142H76ZM75 142H73V143H70L69 145H70V147H71V144H74L73 145V148H76L77 146H79V147H81L80 146V143L78 142V144H77V146L76 147H74L75 146V144H76ZM177 144H180L179 142H176ZM205 143V142H204ZM201 144L202 146L203 145H205V144ZM28 144V145H27ZM47 144V143H46ZM89 144V143H88ZM137 144V143H136ZM164 144V143H163ZM177 144H175V145H177ZM30 145H32V146H30ZM34 145V146H33ZM134 145V144H133ZM132 145V146H133ZM139 145H141V143L139 144ZM138 144L137 145H135L136 146V148H137V146H139ZM194 145H196V144H194ZM197 145H198V143H197ZM209 145V144H208ZM216 145L220 148V150H221V152L222 151H225L224 149H223V147H221V145H222V143H220V141H218L217 143H216ZM215 144H214V146H216ZM29 146V147H28ZM59 146V147H60ZM66 146V145H65ZM87 146V145H86ZM134 146V147H135ZM142 146V145H141ZM143 146H145V145H143ZM160 146H161V144H160ZM198 146H200V145H198ZM202 146H200L201 148H202ZM206 146H207V144H206ZM204 147L203 149H207L208 147ZM222 146H224V144L222 145ZM21 147V148H20ZM37 147H39L38 149L35 148ZM47 147V146H46ZM48 147V148H49ZM68 147V146H67ZM84 147H85V145L83 146V149H84ZM146 147V146H145ZM144 147V148H145ZM194 147V146H193ZM196 147V146H195ZM199 147V148H200ZM25 148V149H24ZM29 148H31L30 150H29ZM32 148H34L35 150H33ZM45 148V147H44ZM73 148H71L70 149V151L73 149ZM138 148H140V147H138ZM137 148V149H138ZM163 148H165V147H163ZM162 148V149H163ZM168 148V151H166L167 149H164V151H166V152H170V150H171V152H174V150L173 149H171V148H169V147H167ZM197 148V147H196ZM200 148V149H201ZM23 149V150H22ZM51 149V150H52ZM65 149H68V148H65ZM80 149V148H79ZM131 149V148H130ZM137 149H135V150H137ZM190 149V148H189ZM195 149V148H194ZM194 149L192 150L195 154H196V152L194 151ZM20 150V151H19ZM33 150V151H32ZM42 150L41 151H39V156H37L35 159H37L38 157V159L37 160H35V159H33V161L35 160V162H36V164H37V161L40 159V157H42V156H44L46 153V151L45 150H43V151H45L44 153H43V155L41 156V153L40 152H42ZM49 150V149H48ZM51 150L48 152L49 154V156H50V154H51ZM73 150H75V149H73ZM72 150V151H73ZM78 150V149H77ZM147 150H149L148 148H147ZM173 150V151H172ZM196 150V149H195ZM218 150V149H217ZM217 150H215L218 154H217V156H216V154L214 153L215 151L213 150V152H212V150H211V152H210V149L208 150V151H206V153L207 152H209V153H213V154H215L214 156H215V158H213V159H215L214 161H212V164H213V162L216 164V162H218L216 165H212L211 163H209L208 165L206 164H202V163H200V164H197V163H194L193 164V162H196L197 160V158H196V155H198V154H194V153H192V151H190L189 150V152L188 151H185L186 153H184V155H183V152L184 151H182L181 153H182V155H181V153H180V156H182L183 158H184V162H183V160H182V162H181V160H180V163L182 164V166H181V164H179V165H175V168H174V165H173V167H172V165L171 164H173V163H171L170 165H169V163L168 162H166V163H163L162 164V166L161 165H157L158 167H160V168H158V167H156L155 166V169H152V170H154V171H156V173L154 172V174L152 173V174H149V175H151V176H147L146 175V173H149V170H151V168L149 169H147L146 171L147 172H145V175L147 176H144L145 178L142 180V181H140L139 183H137L136 184V188H135V190H136V192H138L137 193V195L139 196V195H141L142 193H144V192H147V191H149V190H155V196H153L152 198H153V203L155 202V204H162L163 206H167L166 204H168L169 203V206H170V204H171V206L172 205H179V206H195V205H197V204H202V205H206V206H211V205H213V203L212 202H214V205L213 206H221V207H235V208H238V209H240V211L237 213V215H236V218L238 217V219H239V217H240V219L238 220V226L236 225V227H237V229H236V227L235 226H233L234 228H235V230H234V232H236V233H233V235H231L232 234V232H231V234H229L230 236L228 237V239H230L229 241L228 240H226L227 242H225L226 244H225V251L227 252H224V254H225V258H224V256L223 257H221V255L220 256H214V255H212V248H213V246H212V248H210L209 246H208V244L204 241V239H203V237L201 236V235H198L197 236V234L196 233H193V230L190 228V227H188L189 226V223L187 222V218L185 217V216H173L172 214L173 213H179V212H177V211H174V212H172L173 210H167L166 211V209L164 210V211H162V213L164 214H160V213H158V214H153V215H151L152 217H153V219H152V217H151V219L153 220L152 222H151V224H147L146 225V220H143V218L142 217H140L141 218V220H142V222L141 221H139V220H137V219H135V218H133V215H134V213H131L129 216H125L124 218H122V220L120 219V221L118 222V224L120 225V228H121V230H122V233H123V238H124V243H125V247H126V249H127V251H128V254H129V264H220L218 261H222L223 260V262H224V264H232V263H235L236 261H238V260H240V259H244L245 261H249L250 263H254V264H264V216H262V215H264V214H262V213H264V204H261V203H264V182H262L261 180H250V179H245L243 176H240V175H238V176H236L237 175V173H236V175L234 174L235 172V170L233 169V168H231V167H229V166H231L228 162V160H227V155L223 152L222 154H220L219 155V153H221V152H219V150L217 151ZM25 151V152H24ZM31 151L33 152V153H31ZM58 151V152H59ZM69 150L67 151V152H70ZM71 151V152H72ZM76 151V150H75ZM75 151H73V155H74V153H75ZM83 151V155H84V151H85V153H87V151L88 150H82ZM81 151V149L79 150V152L81 153L82 152ZM131 151V150H130ZM134 151V150H133ZM199 151H201V150H199ZM23 154H22V153ZM28 152V153H27ZM64 150L62 151V156L63 155H65L64 153ZM66 152V151H65ZM70 152V156L72 157L73 155H72V153ZM78 152V153H79ZM137 152V151H136ZM136 152H134V154L136 153ZM203 151H201V153H202ZM30 153V154H29ZM59 153V154H60ZM133 153V152H132ZM204 154V156L203 155H201V156H203V157H205L206 155H208V153L205 155V152H203ZM25 154H27V155H25ZM32 154V155H31ZM69 153H67V155H68ZM82 154V153H81ZM81 154H79L80 156H83V155H81ZM192 154H194V155H192ZM223 154H225L226 155V157H225V155L223 156ZM16 155V156H17ZM28 155H30V156H28ZM34 155V156H33ZM58 156L57 155V159L58 158H60V157H62V156ZM147 155V154H146ZM146 155H144V158L146 157ZM210 155V154H209ZM208 155V156H209ZM219 155V156H218ZM47 156V155H46ZM46 156H44V157H46ZM52 156H54L53 154L51 155V157ZM66 156V155H65ZM69 156V157H70ZM76 156V155H75ZM87 156V155H86ZM194 156V157H193ZM199 157H200V154L198 155ZM207 156V157H208ZM211 156V155H210ZM22 157L19 159V157H17V159L15 158V162H14V165H13V167H10V169L9 170H14L15 168H14V166H16L17 164L16 163H18V159H19V168H20V165H21V163H20V161L22 162ZM55 157V156H54ZM70 157V158H71ZM74 157V156H73ZM192 157V158H191ZM202 157V158H203ZM206 157V158H207ZM213 157V156H212ZM212 157H210V159H212ZM194 158V159H193ZM201 158V157H200ZM201 158V159H202ZM224 158V160H222ZM27 159V160H28ZM55 159H56V157H55ZM72 159L74 160L75 159V157L74 158H71V159H69L68 158V160H71V161H67V160H64V161H66L65 163H64V161H62V167L64 168L65 166L67 167V164H69V162H76L77 161V159L76 160H74V161H72ZM84 158L82 157V159H81V161H78L77 162V164H79V162L80 163H82V164H79V165H75V164H73V163H70V164H73L74 165V167L73 166H71V169H69V167L70 166H68V168H65V170H64V173L65 172H67V175L66 174H64L65 176H69L68 178H66L65 177V179L64 180H62V182H61V184L62 185H64L66 188H68L69 190L68 191H74V190H76V191H74L75 193L77 192V193H79V191L80 192H82L83 190H85L86 188H87V186H86V188H85V185H87V181H89L90 182V179H86V180H84V175H85V171H86V168H85V166H84V168H85V170H84V172L82 171L83 170V167H82V169L80 168L81 167V165L83 166V162L82 161H84L83 160ZM217 159V160H216ZM218 159H220L221 160V162H219L218 161ZM16 160H17V162H16ZM44 160H46V159H43L42 158V161L44 162ZM200 160V159H199ZM13 162V161H12ZM30 162V161H29ZM29 162H27V163H29ZM41 162V159H40V161H39V165L41 166V164H42V162ZM48 161L46 160V162H45V165L47 166L48 165V163H47ZM85 162V161H84ZM170 162V161H169ZM174 162V161H173ZM198 162V161H197ZM23 163L24 164H22V165H25L26 163H25V161H24V159H23ZM11 165L13 164V163H10ZM33 164H35V163H33ZM35 164V165H36ZM38 164L36 165L37 167H38ZM44 164V163H43ZM168 164V165H167ZM186 164V165H185ZM197 164V165H196ZM210 164H211V166H210ZM65 165V166H64ZM199 165V166H198ZM229 165V166H228ZM45 166V167H46ZM61 166V165H60ZM149 165H147V167H148ZM170 166V167H169ZM22 167L23 166H21V169H22ZM25 167V166H24ZM31 167V166H30ZM30 167L28 168V167H26V169H30ZM34 167V166H33ZM32 167V168H33ZM42 167H44V166H42ZM41 167V168H42ZM146 167V168H147ZM172 167V168H171ZM39 169H41L40 167H38ZM24 169V168H23ZM78 169H81V171L79 172V170ZM6 171V173H9L10 171ZM17 170V169H16ZM21 173L23 172V170H20V169H18ZM25 170V169H24ZM28 170H26L27 172H29ZM33 170V169H32ZM38 170V169H37ZM37 170L35 169V171L37 172ZM179 170H181V171H179ZM234 170V171H233ZM34 171V170H33ZM179 171V172H178ZM214 171V172H213ZM4 172V171H3ZM15 172L16 171H11L10 172V174H4L3 176L4 177H11L12 179H10V178H7V180H6V178H4L3 177V179H2V175H1V177H0V179H1V181H0V185H1V187H3V188H0L1 190H0V203L1 204H4V202L2 203V201L3 200H7V198H8V200H7V202H5V203H7V205L5 204L4 205V207L0 210V213L1 212H3L4 214L6 213V215H7V213L11 210L10 208H12V206H14V204L13 203H17V202H14V201H16L17 199H15V198H20L21 197V192L20 191H17V188H16V191L18 192V193H20L21 195H15L17 192H15V187H20V185L22 186V185H24V184H20L21 182H23L24 183V181H26L27 179L25 178V174L23 175V176H21V174H20V177H24L25 178V180L23 179V180H17V178H16V176L17 175H19L17 172H16V176H14L15 175ZM36 172H34V173H36ZM72 172V173H71ZM84 173V175H83V173ZM181 172V173H180ZM186 172V173H185ZM233 172V173H232ZM1 173V172H0ZM78 174V176H77V174ZM13 174V175H12ZM69 174V175H68ZM6 175V176H5ZM7 175H10V176H7ZM33 176V172L30 174V177H32ZM185 175V176H184ZM28 175H26V177H27ZM79 176H83V177H79ZM19 177V176H18ZM19 177V178H20ZM29 177V178H30ZM77 177H79L78 179H76ZM86 177V176H85ZM89 177V176H88ZM87 177V178H88ZM18 178V179H19ZM81 178H83V180L81 179ZM14 179V180H13ZM21 179V178H20ZM76 179V180H75ZM66 180V181H65ZM73 180V181H72ZM11 181V182H10ZM28 181V180H27ZM78 181V182H77ZM83 181V182H82ZM2 182V183H1ZM4 182V183H3ZM10 182V183H9ZM14 182H16V183H14ZM79 182L81 183H83L82 184V186H81V184H79ZM88 182V183H89ZM14 183V184H13ZM18 183V184H17ZM56 183V182H55ZM58 183H59V181H58ZM64 183H66V184H64ZM86 183V184H85ZM91 183V186L90 187H92V181L90 182ZM17 184V185H16ZM20 184V185H19ZM57 184V183H56ZM61 184H59V185H61ZM75 184V185H74ZM3 185V186H2ZM6 185V186H5ZM19 185V186H18ZM58 185V184H57ZM57 185H55V189L57 188ZM62 185L61 186H59L58 187V189H63L62 188ZM10 186H11V188H10ZM13 186V187H12ZM54 186V185H53ZM81 188H80V187ZM23 187V186H22ZM22 187H20V188H22ZM65 187H64V189H65ZM5 188V189H4ZM85 188V189H84ZM9 189H11V190H9ZM13 189H14V191H13ZM9 190V191H8ZM19 190H21V189H19ZM65 190H67V189H65ZM238 190H240V191H238ZM11 191V192H10ZM73 191H72V193H73ZM86 191H89L88 190V188H87V190ZM85 191V192H86ZM239 192L240 194H243L242 195V199H240V194L238 195V193H237V196L239 197V199H238V197L236 198L237 200L236 201H234L235 199H233V198H235L236 196H234L235 195V193L236 192ZM9 192H10V194H9ZM13 192V193H12ZM2 193H3V195H2ZM15 193V194H14ZM196 193L198 194V195H196ZM4 194H6V195H4ZM9 195V196H8ZM15 196V197H14ZM196 196V197H195ZM232 196V197H231ZM247 196V197H246ZM4 197H5V199H4ZM231 198V199H230ZM157 199V200H156ZM177 199V200H176ZM2 200V201H1ZM11 202H10V201ZM20 200V199H19ZM174 201V202H173ZM177 201H178V203H177ZM182 201V202H181ZM192 201H193V203H192ZM201 201H203V202H201ZM208 201V202H207ZM10 202V203H9ZM162 202H164V203H162ZM198 202H200V203H198ZM172 203H174V204H172ZM196 203V204H195ZM210 203H212V204H210ZM215 203H217V204H215ZM0 204V205H1ZM10 204L12 205L11 207H9L10 206ZM160 204V205H161ZM210 204V205H209ZM223 205V206H222ZM6 206V207H5ZM1 207H2V205H1ZM8 207V208H7ZM5 209V210H4ZM10 209V210H9ZM8 210V211H7ZM4 211H6V212H4ZM12 211V210H11ZM171 211V212H170ZM262 211V212H261ZM123 212H127V211H123ZM131 212V211H130ZM168 212H170L171 213V215H170V213L169 214H167ZM3 213H1L2 215H4ZM132 215V216H131ZM158 215V216H157ZM239 215V216H238ZM164 216V217H163ZM243 216V217H242ZM88 218H86V221L84 222V229L86 230L87 229V227H88V225H87V223L89 222V220L88 219H90L91 220V218L92 217H90V216H87ZM90 217V218H89ZM94 218V217H93ZM129 218V219H128ZM150 218V217H149ZM155 218H157V219H155ZM183 218V219H182ZM94 219H96V218H94ZM151 219H149L148 221H147V223H150V221H151ZM161 219V220H160ZM108 220V219H107ZM112 220V219H111ZM110 220V221H111ZM130 220V221H129ZM133 220V221H132ZM157 222H156V221ZM158 220H159V222H158ZM184 220V221H183ZM88 221V222H87ZM110 221H108V222H110ZM116 221H118V220H116ZM125 221V222H124ZM128 221V222H127ZM144 221V222H143ZM155 221V222H154ZM87 222V223H86ZM113 222V221H112ZM2 223H6V222H2ZM0 224V231L2 230L3 231V229L5 228V227H7L6 225H9V224ZM117 223V222H116ZM188 223V224H187ZM140 224V225H139ZM187 224V225H186ZM19 225V224H18ZM139 225V226H138ZM5 226V227H4ZM27 227H29V226H27ZM27 227H25L26 229H25V231H27L26 233L28 234V238H30L31 237V235H30V233H29V231L30 232H33V230L31 229H29V228H27ZM126 227V228H125ZM128 227V228H127ZM130 227V228H129ZM144 227H146L145 229H144ZM1 228H3V229H1ZM24 228V227H23ZM32 228V227H31ZM233 228V229H234ZM192 230V231H191ZM190 231L192 232V234L190 233ZM193 234H195V235H193ZM29 235H30V237H29ZM201 236V237H200ZM232 236H234V237H232ZM197 237H199V238H197ZM232 239H231V238ZM31 239V238H30ZM30 239H29V241H30ZM203 239V240H202ZM226 239H227V237H226ZM200 240H202V242L200 241ZM206 243V244H205ZM228 245V246H227ZM228 247V248H227ZM210 250V251H209ZM26 251H27V249H26ZM26 255V254H25ZM262 255V256H261ZM261 256V257H260ZM14 257V256H13ZM25 257V256H24ZM20 258V257H19ZM19 258H17L18 260H19ZM16 258H14V260H17ZM24 260L23 259V256H22V258H20V260ZM17 260V261H18ZM20 260H19V263H20ZM22 260H21V262H22ZM17 263V262H16ZM19 263H17V264H19Z\"/></svg>","mask_w":264,"mask_h":264},{"label":"clouds","instance_id":"9594fccd","mask_svg":"<svg viewBox=\"0 0 264 264\" xmlns=\"http://www.w3.org/2000/svg\"><path fill=\"white\" fill-rule=\"evenodd\" d=\"M45 3L48 8L41 14L39 9ZM117 3L119 6L114 8L113 0H24L25 12L31 19L23 21L29 23L32 33V39L25 42L14 33V24L18 19L12 10L13 0H0V42L8 41L0 47V79L8 70L10 58L15 68H23L25 58L38 47L34 42V28H38L39 34L74 35L84 42L77 52L98 45L88 41L103 39L105 31L110 30L115 48L140 54L139 87L152 88L165 70L158 45L171 49L182 40L190 41L194 37L191 33L180 37L163 30L165 13L171 0H117ZM69 4L75 6L78 17L86 19L89 26L81 24L80 28L68 31L70 25L62 9ZM167 67L177 86L188 82L189 74L182 53L169 55ZM29 75H33L37 81L34 73ZM25 83H28V79L22 84ZM121 127L129 136L147 135L152 129L148 108L140 105L134 107L123 118ZM4 130L7 129L0 128V132ZM15 156L16 151L11 146L0 147V169L5 168ZM33 232L29 241L22 226L9 224L5 227L0 232V264H16L9 247L20 248L25 244L24 264H129V254L118 223L97 218L85 230L80 214L73 213L60 219H38L33 225Z\"/></svg>","mask_w":264,"mask_h":264},{"label":"crops","instance_id":"0c3cea01","mask_svg":"<svg viewBox=\"0 0 264 264\" xmlns=\"http://www.w3.org/2000/svg\"><path fill=\"white\" fill-rule=\"evenodd\" d=\"M232 264H254V263H250L249 261H245L244 259H240V260H238Z\"/></svg>","mask_w":264,"mask_h":264}]
</instances>
